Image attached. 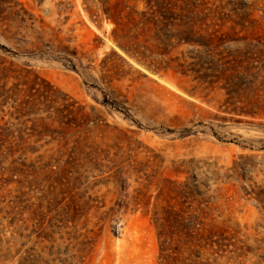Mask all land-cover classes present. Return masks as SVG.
<instances>
[{
	"label": "rangeland",
	"instance_id": "rangeland-1",
	"mask_svg": "<svg viewBox=\"0 0 264 264\" xmlns=\"http://www.w3.org/2000/svg\"><path fill=\"white\" fill-rule=\"evenodd\" d=\"M0 91V264H264V0H0Z\"/></svg>",
	"mask_w": 264,
	"mask_h": 264
},
{
	"label": "trees",
	"instance_id": "trees-1",
	"mask_svg": "<svg viewBox=\"0 0 264 264\" xmlns=\"http://www.w3.org/2000/svg\"><path fill=\"white\" fill-rule=\"evenodd\" d=\"M175 17H176V15L174 13H171V16H168V18L166 19V24L164 26L165 27H169V26H175V27H177L178 26L177 21L180 20L181 18H175ZM180 21L182 22V25H186L185 22L182 19ZM193 24H195V23H193ZM116 26H117V28L114 31V37H115L116 42L128 54H130L131 56H133L134 58H136L139 62L147 65V62H148L149 58H147V56H145V54L143 52H141L139 49H137V47H134L133 45H131L130 42L127 40V37L121 36L119 34V32H121V31L124 32V30H125L126 27H123V24L121 22H118V21H116ZM185 40L187 41V39H185ZM221 40H223V39L221 38ZM211 42H212V40H211ZM202 45H204L206 47H211V43L208 44L207 42H206V44H203L202 43ZM11 77L12 76H6L5 80L6 81L9 80ZM6 99H7V92L4 93V92L0 91V100L2 101V103H5ZM2 105H4V104H0V107Z\"/></svg>",
	"mask_w": 264,
	"mask_h": 264
}]
</instances>
